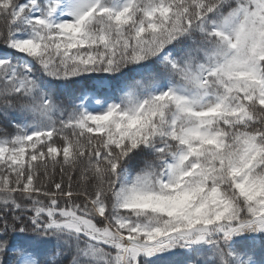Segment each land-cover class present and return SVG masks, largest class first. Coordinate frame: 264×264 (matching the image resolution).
<instances>
[{"label": "snow or ice", "instance_id": "1", "mask_svg": "<svg viewBox=\"0 0 264 264\" xmlns=\"http://www.w3.org/2000/svg\"><path fill=\"white\" fill-rule=\"evenodd\" d=\"M0 264H264V0H0Z\"/></svg>", "mask_w": 264, "mask_h": 264}]
</instances>
